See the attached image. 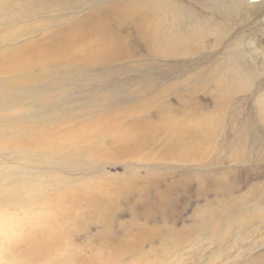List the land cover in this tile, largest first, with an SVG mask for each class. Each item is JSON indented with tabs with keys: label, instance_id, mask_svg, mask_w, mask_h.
I'll return each instance as SVG.
<instances>
[{
	"label": "rangeland",
	"instance_id": "374dc122",
	"mask_svg": "<svg viewBox=\"0 0 264 264\" xmlns=\"http://www.w3.org/2000/svg\"><path fill=\"white\" fill-rule=\"evenodd\" d=\"M0 264H264V0H0Z\"/></svg>",
	"mask_w": 264,
	"mask_h": 264
}]
</instances>
